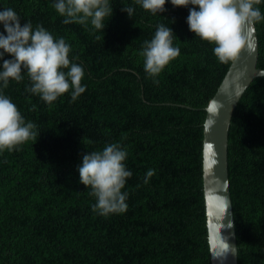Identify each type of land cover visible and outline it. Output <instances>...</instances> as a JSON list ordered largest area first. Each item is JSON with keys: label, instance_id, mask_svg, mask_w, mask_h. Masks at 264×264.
Instances as JSON below:
<instances>
[{"label": "trees", "instance_id": "16d2710c", "mask_svg": "<svg viewBox=\"0 0 264 264\" xmlns=\"http://www.w3.org/2000/svg\"><path fill=\"white\" fill-rule=\"evenodd\" d=\"M55 3L0 0V10L12 8L22 24L65 39L86 88L74 101L70 89L49 106L26 91V72L22 81L0 85L40 133L0 152V264H211L205 108L232 62H219L215 45L189 30L192 5L167 0L166 11L152 15L135 0H109L113 14L102 33L90 21L65 24ZM125 6L134 7L132 18L121 11ZM256 7L264 15V0ZM159 24L172 28L180 55L153 78L140 52ZM256 27L264 68V21ZM110 143L127 151L132 175L122 189L127 210L104 217L93 212L96 198L77 167L83 153ZM150 169L155 174L145 184ZM229 174L239 264H264V76L252 81L234 112Z\"/></svg>", "mask_w": 264, "mask_h": 264}, {"label": "clouds", "instance_id": "9594fccd", "mask_svg": "<svg viewBox=\"0 0 264 264\" xmlns=\"http://www.w3.org/2000/svg\"><path fill=\"white\" fill-rule=\"evenodd\" d=\"M167 0H135L145 11L152 15L166 11ZM174 7H188L187 24L189 30L203 41L215 45L213 52L221 63L235 61L243 49L254 53L255 46L250 41L252 29L257 22L264 21L260 9L256 7L261 0H170ZM55 11L65 17V24H80L87 26L89 21L94 29L103 33L106 18H111L113 7L109 0H56ZM198 8V10H197ZM121 11L130 18L134 7L125 6ZM109 20V19H108ZM0 85L7 88L9 81L20 82L26 72L30 86L26 91L38 95L49 106L58 97L69 92L76 100L85 86L81 85L84 69L69 59L70 45L63 37L55 39L43 26L33 28L32 23H21L18 14L12 8L0 10ZM174 32L171 27L159 24L154 37L145 41L140 55L144 58V71L151 77L158 76L170 61L180 55L179 47L173 46ZM97 39H100L97 36ZM10 59H5V55ZM66 70V71H65ZM154 82L158 83V81ZM244 85H240V89ZM237 95L240 93L237 92ZM35 106H33V109ZM223 108L218 100L212 99L207 106L209 118L205 120L206 130L213 127L220 109ZM37 125L25 122L17 106L0 89V152L17 150V146L29 140H35L39 135ZM84 143L91 141L84 139ZM205 152L215 155L212 144L204 145ZM127 151L118 143L106 144L103 150L87 151L82 154V163L78 165L80 183L91 188L89 195L96 198L93 212L107 217L110 214L124 213L127 210V193L122 192L126 180L132 173L127 170L124 161ZM215 161L213 160L212 163ZM155 174L148 170L144 183ZM217 223L214 224L212 246L219 258L228 255L235 256L237 249L229 243L230 237L222 235V229L232 228L233 222L225 221L228 208L226 199H220L217 204Z\"/></svg>", "mask_w": 264, "mask_h": 264}, {"label": "water", "instance_id": "95a60500", "mask_svg": "<svg viewBox=\"0 0 264 264\" xmlns=\"http://www.w3.org/2000/svg\"><path fill=\"white\" fill-rule=\"evenodd\" d=\"M245 31L251 32L250 41L254 44L255 51L250 54L246 48L243 49L238 58L230 64L226 75L212 98L223 104V108L220 109L219 115L216 117L215 125L208 130L204 127L203 187L211 264H239L237 233L229 174V132L234 112L243 94L255 78L264 76V68L258 66L259 37L256 24L252 29L246 28ZM240 85H244L242 90L240 89ZM237 92L240 94L237 95ZM209 115L206 110V119L209 118ZM205 144L213 145L214 156L205 152ZM213 160L215 161L214 163H212ZM222 198L228 202L224 223L227 224L231 220L234 226L229 229H222L221 232L222 235L230 237L229 243L237 249L235 256L228 255L224 259L216 256L215 249L211 243L214 234L213 226L217 223V204Z\"/></svg>", "mask_w": 264, "mask_h": 264}, {"label": "bare ground", "instance_id": "6f19581e", "mask_svg": "<svg viewBox=\"0 0 264 264\" xmlns=\"http://www.w3.org/2000/svg\"><path fill=\"white\" fill-rule=\"evenodd\" d=\"M235 219V218H234ZM208 229V228H207ZM208 240H209V238H208Z\"/></svg>", "mask_w": 264, "mask_h": 264}]
</instances>
